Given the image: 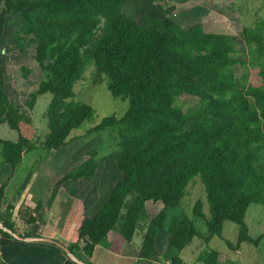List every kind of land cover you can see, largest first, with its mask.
<instances>
[{"label": "trees", "instance_id": "1", "mask_svg": "<svg viewBox=\"0 0 264 264\" xmlns=\"http://www.w3.org/2000/svg\"><path fill=\"white\" fill-rule=\"evenodd\" d=\"M153 1L167 2L0 0V123L17 133L14 141L0 139L2 158L12 172L24 152L59 149L75 139L71 131L91 117L93 109L73 99L74 85L93 62L107 77L111 95L127 97L128 107L120 117L105 116L90 128L113 136L110 154L118 174L90 213L88 204L80 203L81 216L72 227L68 249L90 256L107 238L119 236L129 242L143 220L145 232L135 264H151L159 257L182 264L178 252L198 230L184 213L166 225V214L180 204L195 176L204 184L209 213L204 215L203 203L197 200L193 215L204 220L206 239L217 236L233 249L244 241L257 245L264 232L250 237L244 217L250 204L264 205V19L240 31L248 55L243 60L232 34L207 29L203 21L186 27L171 15L175 13L156 18L150 13ZM10 16L20 21L18 50L32 46L40 71L26 100L16 99L17 90L2 66ZM247 64L257 68L258 84L235 75V66ZM22 71L23 78L32 74ZM47 92L48 132L37 140L28 110L37 95ZM181 95L196 98L199 106L181 108L176 101ZM98 166L96 150H86L79 164L55 183L45 214L64 181L71 179L73 194L79 196ZM10 208L0 212V222L15 231ZM19 216L25 224L35 222L26 205L20 206ZM225 221L238 227L234 245L222 237ZM162 230L168 233L165 249ZM0 234L11 237L1 229ZM218 256L212 249L199 259L215 264Z\"/></svg>", "mask_w": 264, "mask_h": 264}, {"label": "rangeland", "instance_id": "2", "mask_svg": "<svg viewBox=\"0 0 264 264\" xmlns=\"http://www.w3.org/2000/svg\"><path fill=\"white\" fill-rule=\"evenodd\" d=\"M168 12L175 13L171 15L186 27L203 21L207 29L222 30L232 34L238 50H241L242 53L244 52L240 55V58L248 60L240 31L243 27L250 28L254 26L257 20L264 19V0H167L166 3L153 1L150 9L152 16L159 18ZM19 28V19L16 16H10L6 23L4 42L1 49L2 66L9 83L15 86L17 95L20 96L16 97V99L26 100L28 99V92L34 88L36 80L40 76V71L33 59L32 46H25L23 51H19L16 46L15 35ZM22 68L32 70V74L28 78H23ZM235 75L247 83H259L257 68L250 64L243 67L235 66ZM50 99L51 94L49 92L37 95L32 107V125L34 126L37 140L43 139L48 132L47 119L44 114ZM73 99L89 104L93 109V113L79 127L71 131L70 136L75 137V139L70 141L66 145L67 148L64 149V154L67 157L64 156L61 147L53 155L54 157L51 158L49 163L53 166L59 165V169H61L59 171L64 174L71 170V168L66 170L68 167H65L71 154L74 156V163L71 164L69 160L68 166L76 164L77 159L80 158L84 151L88 149L96 150L99 166L93 177L95 186L92 187V198L86 199L90 203L92 210L95 205L96 194L100 192L102 194L109 184L116 179L118 172L110 154L115 148L113 136L108 133V130L96 132L91 131L90 128L99 123L105 116L114 115L120 117L128 107V98L112 96L107 89V77L97 70L93 62H90L85 67L82 78L74 85ZM176 101L178 106L186 110L195 109L199 106L198 100L192 96L181 95L176 98ZM0 137L8 140L15 139L16 132L5 124L0 127ZM68 152L71 154L69 155ZM40 154H42L43 160L48 156V151L41 149ZM62 166L64 167L62 168ZM197 200L202 201V211L207 216L209 212L205 188L199 176H195L188 183L180 204L167 211L165 224L168 225L173 216L184 213L193 221L197 230L205 231L204 220L193 215V206ZM245 221L251 236L257 238L262 235L264 232V205L258 203L250 204L246 210ZM142 222L144 221L142 220L138 223L136 238L143 231ZM237 229V225L231 221H225L223 224L222 235L232 245L236 243ZM261 241L258 246L249 243L240 245L244 260H254L256 263L264 264V239ZM208 245L221 252L227 251L228 247L227 243L217 238V236H214Z\"/></svg>", "mask_w": 264, "mask_h": 264}, {"label": "crops", "instance_id": "3", "mask_svg": "<svg viewBox=\"0 0 264 264\" xmlns=\"http://www.w3.org/2000/svg\"><path fill=\"white\" fill-rule=\"evenodd\" d=\"M28 111L31 118L32 109ZM5 124L6 123H0V127ZM32 127L34 129L33 125ZM35 135L36 132L34 129V138ZM0 139L2 138L0 137ZM16 139L17 133L16 138L10 140L14 141ZM66 148L67 146H62L61 149H63V154L64 149ZM59 149L49 150L47 154L48 156L43 160L42 154H40L41 148L36 147L34 149L28 150L22 154L20 163L11 172L10 166L2 158V146L0 145V187L3 185V202L0 203V212H2L7 205L11 206V220L14 222L15 227V231H12L17 235L25 238L44 237L62 243L67 247L68 240L70 239L71 232L73 230L72 227L78 223L79 217L81 216L80 203L82 201L88 204L87 213H90L91 206L90 203L86 201V199L92 198V187L95 186L93 177L95 174L90 180L89 185L79 196H75L73 194L74 182L71 179L64 181L57 188L53 202L49 206L48 212L45 214L50 195L54 188L53 185H55L57 180L62 175H64L59 171L61 170L59 169V165L53 166L51 163H49L51 158L54 157L53 155H55ZM70 154L71 153H69V155ZM73 159L74 156L71 154L65 165V167H68L66 170H69L70 168L72 169L79 164L80 158L77 159L76 164L70 165L71 167L68 166L69 160L71 161V164L74 163ZM49 166L50 168H48ZM63 167L64 166H62V168ZM100 196L101 192L96 194L95 204ZM21 205H26L31 209V214L35 218L34 223L25 224L20 218L19 208ZM142 224L143 231L140 232L138 238H136V228L133 237L129 242H124L119 238V236H114L113 240L107 238L106 243H99L95 245L90 256H86L82 250L72 253L80 260L89 264L138 263V251L142 243L146 222L144 221ZM246 226L248 228L247 223ZM25 233H28L29 235H24ZM248 234L250 237L254 238L251 236L249 228ZM159 237L162 244V249L163 247L165 249L168 233L165 230H162ZM206 237L207 230L205 227V231L198 230V235L194 236L191 242L178 252V256L182 260V264H205L200 261L199 257L203 253L209 252L212 249L217 251L219 254L215 264H261L259 262L256 263V261L254 262V260H244L242 257L240 245L242 243L252 244L250 242H241L235 249L227 247V251L221 252L208 245L209 241H211L214 236L209 239H206ZM219 239L222 240L221 238ZM261 240L257 245H254L258 246L261 244ZM151 262V264H170L168 260H163L161 257L155 258ZM0 264L76 263L71 261L66 256V254L54 243L33 239L20 240L15 239L12 236L9 237L5 234H0ZM139 264L146 263L142 262Z\"/></svg>", "mask_w": 264, "mask_h": 264}, {"label": "water", "instance_id": "4", "mask_svg": "<svg viewBox=\"0 0 264 264\" xmlns=\"http://www.w3.org/2000/svg\"><path fill=\"white\" fill-rule=\"evenodd\" d=\"M0 229L4 232L10 234L15 239H20V240L33 239V240L48 241V242L54 243L66 254V256L71 261L75 262L76 264H89V263H86V262L80 260L79 258H77L66 246H64L62 243H59L57 241H54V240H51L48 238H44V237H32V238L21 237V236L17 235L15 232H13L11 229L4 226L1 222H0Z\"/></svg>", "mask_w": 264, "mask_h": 264}]
</instances>
